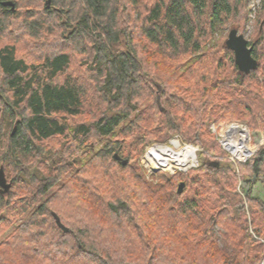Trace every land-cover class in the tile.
Returning <instances> with one entry per match:
<instances>
[{"label": "trees", "instance_id": "trees-1", "mask_svg": "<svg viewBox=\"0 0 264 264\" xmlns=\"http://www.w3.org/2000/svg\"><path fill=\"white\" fill-rule=\"evenodd\" d=\"M8 1L0 264H260L264 143L236 173L210 125L264 134V0L247 74L225 41L245 34L252 0ZM176 137L199 148V167L155 182L138 173L147 146ZM241 179L262 193L238 191Z\"/></svg>", "mask_w": 264, "mask_h": 264}, {"label": "rangeland", "instance_id": "rangeland-1", "mask_svg": "<svg viewBox=\"0 0 264 264\" xmlns=\"http://www.w3.org/2000/svg\"><path fill=\"white\" fill-rule=\"evenodd\" d=\"M258 3H259V0H252L248 6L249 9H252V11L249 14L250 21L247 25L246 32L243 35L246 40H249L251 38L252 34L253 33L255 34V31H256L255 30V23H254L255 14L253 13V11L255 10V7L257 6ZM10 28H11L10 29L11 32L7 31L6 35H3L2 37L0 36V44L8 42L9 40H11L12 35L15 34V32H12V30L15 28L12 25L10 26ZM232 126H238L242 129V138L240 139V142L244 144L247 151H248V149L250 150L248 160L250 158H252L254 156V154L257 152V150L263 145L264 134L262 132L250 131V129L248 128V126L246 124L239 123V122H219L217 124H211L210 125V131L213 133L214 137L216 138V142L218 143V145L221 147L222 151L224 152V154L221 155V157H223V159H221V161L223 162L222 164L223 165L229 164V166H231L232 169H234L236 171V173H238V166L240 164H244V162H240V161H237L235 158H232V153L227 149L226 144H224L225 134L230 129L229 127L232 128ZM175 139L180 142V140L176 137V138L170 139L167 143L154 142L151 145L147 146L144 149L143 155L139 158L138 163L135 164L136 168H138V171H139L138 173H142L146 178H149L150 181L155 182V181L163 178L164 175L162 173H168L170 175H173V174L180 172L181 170H179V169H170L172 171H169L166 169L151 170L148 161L145 159L146 154L149 151H151L155 145L170 146L171 144L169 142L172 140H175ZM180 145L185 146L187 144L183 145L180 143ZM190 146H192V145H190ZM250 146L255 148L253 150V152L251 151ZM193 147L197 149L196 150L197 164L194 167V168H197L200 165V162L198 159V154L200 153V150L198 147H195V146H193ZM212 155L213 154L211 152L208 153V156L212 157ZM210 157H208L210 159L209 162H220L218 159H213ZM123 160H126V159L123 158ZM140 166L142 167L143 171L141 170ZM194 168L191 167V168H189V170L194 169ZM187 170L185 172H187ZM181 172H183V171H181ZM244 180L241 179L238 181V183L236 185V188L238 189V191H241L242 189H244V191L250 190V193L252 195H255V196L258 195L259 193H262V188H261L260 184L249 185V184L245 183ZM177 187H178V185H177Z\"/></svg>", "mask_w": 264, "mask_h": 264}, {"label": "bare ground", "instance_id": "bare-ground-1", "mask_svg": "<svg viewBox=\"0 0 264 264\" xmlns=\"http://www.w3.org/2000/svg\"><path fill=\"white\" fill-rule=\"evenodd\" d=\"M224 137V144L232 153V156L240 161L246 159L250 150L246 149L243 143L240 142L242 138V129L238 126L229 127ZM171 145H155L149 151L145 159L148 161L151 170L157 169H179L185 172L189 168H194L197 164L196 148L193 146L180 145L178 140L169 142Z\"/></svg>", "mask_w": 264, "mask_h": 264}, {"label": "water", "instance_id": "water-1", "mask_svg": "<svg viewBox=\"0 0 264 264\" xmlns=\"http://www.w3.org/2000/svg\"><path fill=\"white\" fill-rule=\"evenodd\" d=\"M51 0H46V8L50 7ZM3 6L10 7L12 11H14V4L11 1H5L2 2ZM226 47L233 52L234 54V60L236 63V66L238 70L242 73H249L252 70H255L257 68V62L252 57L251 51L252 47L248 45V41L245 39V37L242 34H239L236 29H231L228 33V37L225 41ZM18 118L13 124L12 134L16 130ZM115 159L121 162L123 166H125L128 161L123 160L117 155H115ZM209 166L217 168L219 166L218 162H209ZM11 187V181H7L5 177V173L3 171V168L0 167V193H7L10 190ZM185 188V183L181 182L178 185L177 193H182L183 189ZM54 220L56 225L64 232H69V229L65 227L59 220V218L53 214Z\"/></svg>", "mask_w": 264, "mask_h": 264}, {"label": "built area", "instance_id": "built-area-1", "mask_svg": "<svg viewBox=\"0 0 264 264\" xmlns=\"http://www.w3.org/2000/svg\"><path fill=\"white\" fill-rule=\"evenodd\" d=\"M223 137H224V136H223ZM232 158H234V157L232 156ZM248 158H249V157H247L246 159H243V160H241V161H240L239 159H236V158H235V159H236L237 161H240V162H244V163H245L246 161H248ZM260 264H264V255H263V257H262V259H261V261H260Z\"/></svg>", "mask_w": 264, "mask_h": 264}, {"label": "flooded vegetation", "instance_id": "flooded-vegetation-1", "mask_svg": "<svg viewBox=\"0 0 264 264\" xmlns=\"http://www.w3.org/2000/svg\"><path fill=\"white\" fill-rule=\"evenodd\" d=\"M5 1H8V0H5ZM4 0L3 1H0V4H2V2H5Z\"/></svg>", "mask_w": 264, "mask_h": 264}]
</instances>
